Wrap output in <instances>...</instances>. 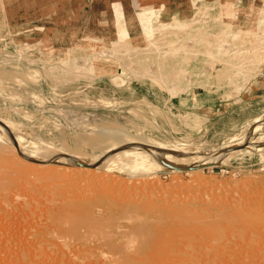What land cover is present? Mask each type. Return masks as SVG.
I'll return each instance as SVG.
<instances>
[{
  "label": "rangeland",
  "instance_id": "1",
  "mask_svg": "<svg viewBox=\"0 0 264 264\" xmlns=\"http://www.w3.org/2000/svg\"><path fill=\"white\" fill-rule=\"evenodd\" d=\"M57 5L0 0V120L14 134L0 132V264H210L214 255L217 264H264V0L226 5L219 22L201 18L192 32L153 45L144 29L164 21L152 14H142L141 30H87L86 12L71 18L69 0ZM174 18L173 25L194 22ZM180 40L184 47L171 54ZM126 47L141 51L127 56ZM148 49L144 63L126 65ZM158 146H168L164 155ZM70 154L98 166H79ZM200 162L210 163L193 166ZM120 206L131 214L121 215ZM90 213L106 218H90L84 229ZM182 213L238 216L223 235L238 226L254 233L190 245L180 262L166 248L135 253L141 263L119 261L100 240ZM141 232L112 244L131 251Z\"/></svg>",
  "mask_w": 264,
  "mask_h": 264
},
{
  "label": "bare ground",
  "instance_id": "2",
  "mask_svg": "<svg viewBox=\"0 0 264 264\" xmlns=\"http://www.w3.org/2000/svg\"><path fill=\"white\" fill-rule=\"evenodd\" d=\"M228 9V8H227ZM220 12V11H219ZM198 14H200V15H202L201 17H200V15H198ZM193 19H191L192 21H194V22H191V24H189V25H185L184 23L183 24H180V25H173V24H171L172 22L171 21H169V22H163V23H161V25H159V26H154V27H151V26H149V28L148 29H144V34L145 35H148V34H150L151 33V36H152V38H150L149 39V37H147V39H148V44H150V45H153V41H152V39H156V38H158V37H160L161 39L162 38H165V39H168L169 41H172L173 42V40H171V38H172V35L174 34L173 32H181L182 31V33H185V28H187V31H190V32H192V28L193 27H189V26H193V24H195L196 22V24H198L199 23V21H200V19L202 18L203 20V22H204V20L205 19H207L208 21H209V23H211V22H214L215 20H217L218 22H219V19L221 18V20H222V13H213V14H211V13H209L207 10H205V11H203V12H201V13H199V12H196L193 16ZM187 24V23H186ZM198 25H200V24H198ZM220 25V27H224L223 25H221V23L219 24ZM198 28V27H197ZM225 28V27H224ZM194 29V28H193ZM195 30V29H194ZM224 31H226V30H224ZM189 32V33H190ZM193 34V35H192ZM128 35V34H127ZM187 35V34H186ZM150 36V37H151ZM189 36H197V34H195V33H191ZM175 41V40H174ZM177 41V40H176ZM172 42H171V44L170 45H172L171 47L172 48H170V51H171V54H175V53H178V50H181L182 49V47H184L183 45H184V41H182V40H180V42L177 44V43H174V44H172ZM188 43V42H187ZM178 45V46H180V47H178V46H175V45ZM180 44V45H179ZM183 44V45H182ZM148 46V45H147ZM173 46H174V48H173ZM127 48V49H126ZM125 49V51H123L124 52V54L125 55H131L132 53L133 54H135V53H138L139 51H141V49H134V51L132 50V49H130L129 51H128V49H129V47H126ZM146 48H148V47H146ZM152 48V47H151ZM124 49V48H123ZM143 49V48H142ZM164 49H166V48H164ZM155 50H156V52H158V53H160V49H156L155 48ZM169 50V49H168ZM121 51V52H122ZM122 52V53H123ZM129 52L131 53V54H129ZM183 52V51H182ZM162 54L163 53H165V52H161ZM139 54V53H138ZM137 54V55H138ZM152 54V52H150L149 51V49L145 52H143L142 54H140V55H138V56H133L132 58H129V57H127V61H126V65H128L129 63H130V61H133L132 62V64L134 63V62H137V63H141V62H145V61H141L142 59L143 60H146V59H148V58H150V55ZM154 55V54H153ZM170 55V54H169ZM168 57H171V56H168ZM127 62H129L128 64H127ZM173 63H175V62H173ZM136 64V63H135ZM177 64V63H176ZM126 65H123V67H126ZM133 66V65H132ZM173 66V65H172ZM131 67V66H130ZM179 67V66H178ZM127 68V67H126ZM129 68V67H128ZM132 68V67H131ZM153 68V67H152ZM177 68V67H176ZM130 69V68H129ZM146 69V68H145ZM149 69V68H148ZM178 70V69H177ZM123 71V70H122ZM121 71V72H122ZM130 71V70H129ZM132 71V70H131ZM183 71V70H182ZM138 72V71H137ZM124 73H126L125 71L124 72H122V74H124ZM147 73V72H146ZM150 73V72H149ZM144 75V74H143ZM152 75V74H151ZM2 123H4V125H2ZM5 125H6V127H5ZM7 125L9 126V127H7ZM12 126L10 125V124H8L6 121H4V120H0V132L3 134V135H6V137H11V135H12V132L10 133L9 132V129H7V128H11ZM13 129V128H12ZM11 129V130H12ZM10 130V131H11ZM13 131V130H12ZM14 135V134H13ZM12 135V136H13ZM10 140H12V138H10ZM142 144H144V142H142ZM147 144V143H146ZM254 144V143H253ZM137 145H139V142L137 143ZM140 147H142V145H139ZM146 146V145H145ZM252 146V145H251ZM254 146V145H253ZM139 147V148H140ZM168 147V146H167ZM167 147H163V146H158V148L157 149H159V151L160 150H163V151H167ZM256 147V146H255ZM138 147H136V149H137ZM143 148V147H142ZM15 149L17 150V152H19L21 155H23L24 157H26V159H28V160H33V161H36V162H38V161H40V159H37V158H35L34 157V155L33 156H26L23 152H22V150H20V148L18 147V145L17 144H15ZM136 149L134 148V150H135V152H136ZM147 149V148H146ZM152 149H155V148H153L152 147ZM170 149V148H169ZM168 149V150H169ZM173 149V148H172ZM234 149V148H233ZM134 150H133V152H134ZM139 150V149H138ZM137 150V151H138ZM144 150H142L141 149V152H137V153H134V155H130L128 158L126 157V158H122V159H125V161H130V160H133V159H135L136 157H139L138 155L141 153L142 154V152H143ZM154 151V150H153ZM157 151V150H156ZM159 151H158V153H159ZM163 151H160V153H159V155L160 154H162V155H164L165 153H163ZM172 151V150H171ZM168 155V154H167ZM172 155V154H171ZM175 155V154H174ZM229 155V154H228ZM69 156H71V158L70 159H72V160H74V162H75V159H77V157L76 156H73V155H69ZM42 157V156H41ZM164 157V156H163ZM166 157V156H165ZM172 159H176L175 158V156H170ZM228 157V156H227ZM57 158L58 159H60V160H64L65 158H63V157H59V156H57ZM75 158V159H74ZM169 158V157H168ZM167 158V159H168ZM170 158V159H171ZM218 158V157H217ZM42 159V158H41ZM79 159V158H78ZM77 159V160H78ZM119 159H121V158H119ZM127 159V160H126ZM166 159V160H167ZM76 160V161H77ZM80 160V159H79ZM79 160H78V162H79ZM177 160V162L178 161H180V160H178V158L176 159ZM217 161H218V159H216ZM221 160V159H220ZM123 161V160H122ZM122 161L120 160L119 162L120 163H122ZM168 161V160H167ZM81 163L83 162V161H80ZM79 162V163H80ZM76 163V162H75ZM118 163V162H117ZM119 163V164H120ZM135 163H137V161L136 162H134V164ZM185 163H186V161H185ZM206 163H210V162H200V163H195V164H193V166L194 167H200V166H202V165H204V164H206ZM131 164H133V162L131 163ZM133 164V165H134ZM83 165H86L87 167H89V166H98V165H96V164H93V163H90V162H88V163H85V164H83ZM92 170V169H91ZM92 171H94V170H92ZM83 212V211H82ZM104 212V211H103ZM112 212H114V211H111L110 213H109V215L108 216H111V215H113V213ZM121 215H124V216H126V215H129V214H131V210H130V208L129 207H126V206H120L119 207V211H118ZM83 213H88L87 211H84ZM94 214V213H93ZM182 214H184V216L185 217H179L178 218V220L176 219L175 220V218L173 217V218H171L169 221H168V223H152L151 221H149L148 219H143L142 221H143V223H141L142 221H138V223L137 224H133V225H131V226H123L124 227V230L123 231H121L120 229H117V231H113V232H110V233H103V235H101V239L100 240H102L103 238L106 240V242H107V244L109 243V246H108V248L109 247H111L113 250H115V251H112V250H110V251H112V252H114V253H112L113 255H115V257H116V259L117 260H119V261H124V260H126L127 258H129V260L131 261V262H137V263H141V261H145V259H144V257L140 260L139 259V256L138 255H136L135 253H137V254H140V255H142V253L143 252H145L146 251V249L148 248V250H150L152 253L153 252H155V251H158L159 249H161V248H166L168 251H171L173 254L174 253H176V261L177 262H180V261H184V260H182L183 258H182V255H181V253H185V250L190 246V245H202V243H204L205 241H208L207 243H212V245L214 246V244L216 245V243L215 242H219V240L220 241H224L225 242V240L226 241H228L229 243H230V241H232V236H237V237H241L242 235H244V234H246L247 233V231H249V230H251V232L252 233H254V228H253V230L252 229H246L245 227H243V226H238L237 228H233V229H231V231H232V234L231 233H227V234H225V235H223V230H222V228H223V225L226 223V226H225V229L226 228H229V227H227V226H229L228 225V222H230V221H232V220H235V219H239V217L238 216H230L229 218H227V220H230V221H226L225 220V218L224 217H222V215H211V216H205V217H199V216H194V217H191V216H189V213H182ZM239 215V216H243L244 214H242V213H236V212H234L233 213V215ZM242 214V215H241ZM98 215V214H97ZM99 215H100V213H99ZM98 215V216H99ZM94 216V215H93ZM92 215H91V213L90 214H88L86 217H85V219L83 220V222H82V224L83 225H81V227L82 228H84V229H88L89 227H90V224H89V219L90 218H92V219H94V220H96V221H101L102 220V218H106V217H98V216H96V214H95V216L93 217ZM101 216H103V215H101ZM232 217V218H231ZM148 218V217H147ZM243 218L246 220L247 218L245 217V216H243ZM259 219H256V221H257V223H259V224H261V225H263V220H260V221H258ZM257 225V224H256ZM80 228V225H74V227H71V229H70V231H71V233L73 234H76V232H78V229ZM140 231H142L141 233H143L142 235H143V241H141L140 240V243L138 244V242L136 243L137 245H136V247H134V249L133 250H131V251H128V250H126V249H123V248H121V247H116L115 245H113L112 244V242H114V241H116V240H119V239H121V238H123V237H125V235L127 236V235H129L128 233L130 232H140ZM256 231H257V229H256ZM255 231V232H256ZM250 232V233H251ZM132 234V233H131ZM138 234V233H137ZM135 235V234H134ZM139 235V234H138ZM137 235V236H138ZM235 236V237H236ZM234 239V238H233ZM262 239V238H261ZM99 240V241H100ZM217 240V241H216ZM254 240V239H253ZM250 241V240H249ZM213 242H214V244H213ZM238 242V241H237ZM245 243H246V241H244ZM209 243V244H210ZM248 243V242H247ZM261 243V242H260ZM206 244V243H205ZM236 244V243H235ZM262 244V243H261ZM252 245V244H251ZM254 245H256V244H254ZM223 247V246H222ZM143 248H145L144 250H143ZM218 249V248H217ZM224 249V248H223ZM238 250V249H237ZM219 251V250H218ZM257 250H255V252H256ZM142 252V253H141ZM253 254V253H252ZM229 256V260L231 261V262H233V261H235V259L237 258L236 257V255L235 254H230V255H228ZM253 256V255H252ZM138 257V258H137ZM209 259H213L212 260V262L210 263V264H217L218 263V259H219V257L217 256V255H214V256H211V257H209ZM193 261H196V260H194L193 259Z\"/></svg>",
  "mask_w": 264,
  "mask_h": 264
},
{
  "label": "crops",
  "instance_id": "3",
  "mask_svg": "<svg viewBox=\"0 0 264 264\" xmlns=\"http://www.w3.org/2000/svg\"><path fill=\"white\" fill-rule=\"evenodd\" d=\"M65 0H53L56 6L58 2ZM97 4L96 8L95 2ZM249 0H69L71 5V18L76 13L86 12L87 20L85 28L88 29H117L119 27L126 30H141L143 13L152 14L157 21L169 22L174 17L179 20L189 19L197 11L207 10L209 13H222L223 7L230 5V8L241 9ZM254 1V0H251ZM52 2L47 3V7L52 6ZM243 5V6H242ZM78 6H81L79 8ZM45 5L39 6V13H48ZM43 8V9H42ZM58 9V8H56ZM53 9V15L57 10ZM52 10V8H50ZM83 10V11H82ZM220 11V12H219ZM116 12L118 17L116 16ZM101 22H100V20ZM72 21V19H71ZM74 22H76L74 20ZM96 22V27L92 24ZM75 24V23H74ZM99 24H101L99 26ZM107 24V25H106Z\"/></svg>",
  "mask_w": 264,
  "mask_h": 264
},
{
  "label": "water",
  "instance_id": "4",
  "mask_svg": "<svg viewBox=\"0 0 264 264\" xmlns=\"http://www.w3.org/2000/svg\"><path fill=\"white\" fill-rule=\"evenodd\" d=\"M31 161V160H30ZM79 166H83V167H85L86 165H83V164H81V163H79L78 164ZM176 169H178V168H176Z\"/></svg>",
  "mask_w": 264,
  "mask_h": 264
}]
</instances>
